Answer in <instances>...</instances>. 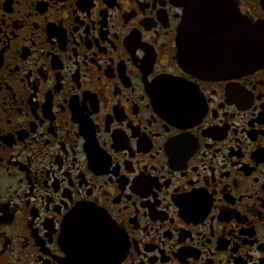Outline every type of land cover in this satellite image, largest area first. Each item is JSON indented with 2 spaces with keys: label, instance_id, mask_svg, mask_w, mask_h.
I'll list each match as a JSON object with an SVG mask.
<instances>
[{
  "label": "flooded vegetation",
  "instance_id": "flooded-vegetation-1",
  "mask_svg": "<svg viewBox=\"0 0 264 264\" xmlns=\"http://www.w3.org/2000/svg\"><path fill=\"white\" fill-rule=\"evenodd\" d=\"M250 22L264 44V0H0V264H264V58L192 72Z\"/></svg>",
  "mask_w": 264,
  "mask_h": 264
},
{
  "label": "water",
  "instance_id": "water-1",
  "mask_svg": "<svg viewBox=\"0 0 264 264\" xmlns=\"http://www.w3.org/2000/svg\"><path fill=\"white\" fill-rule=\"evenodd\" d=\"M234 25H236L235 22H233ZM232 31V30H231ZM259 31V27L255 25L254 23H249V39H250V48L247 51H242L241 49H238L237 47V41H242L243 38L247 35H242V31H239V28L233 27V33L229 34V40H231V45H229V48H225L223 52L217 53L214 55H209L211 60L209 61L210 64H212L211 68H202L200 66H197V63L195 62V65L192 66V72L195 73H201V74H208L211 76H226L228 74H231L233 72H248L252 71L257 68V66L260 65V61L264 58V44L256 42L259 39H262V36H258L256 32ZM263 49H262V48ZM203 57H206L205 55H202ZM70 224V223H69ZM68 224V227H69ZM72 232H78V235L76 238L80 237L81 239L86 238V232L87 230L85 228H81L79 230L74 229H66L65 228V237H70L68 233ZM65 238V239H67ZM92 239V238H91ZM85 244L82 242H79L81 244L77 245L78 242L75 241L74 244H71L70 240L67 243V246L76 247L83 246L85 249H91V248H98L101 247L100 244L95 245V243H92L89 241L87 243L84 241ZM66 245V244H65ZM120 258L117 260L119 261Z\"/></svg>",
  "mask_w": 264,
  "mask_h": 264
}]
</instances>
